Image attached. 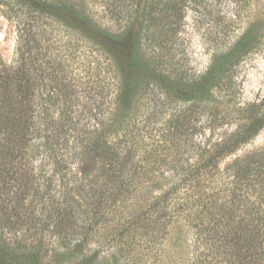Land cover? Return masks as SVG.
I'll list each match as a JSON object with an SVG mask.
<instances>
[{"label": "trees", "instance_id": "trees-1", "mask_svg": "<svg viewBox=\"0 0 264 264\" xmlns=\"http://www.w3.org/2000/svg\"><path fill=\"white\" fill-rule=\"evenodd\" d=\"M226 1L225 28H243L195 76L174 51L205 0H0L16 32L0 66V264H264V153L221 168L264 129L233 79L264 39L244 19L264 0Z\"/></svg>", "mask_w": 264, "mask_h": 264}, {"label": "rangeland", "instance_id": "rangeland-1", "mask_svg": "<svg viewBox=\"0 0 264 264\" xmlns=\"http://www.w3.org/2000/svg\"><path fill=\"white\" fill-rule=\"evenodd\" d=\"M259 1V0H258ZM206 4L198 9L188 10L185 18L181 23V32L179 34L177 51H174L176 59H182V66L190 75L199 76L209 68L214 52L219 46L218 41L223 33L230 39L237 35L235 31H241L239 25H234L233 29H226L224 26L225 19L228 18V12L231 10L230 4L226 0H205ZM131 0H90V5L95 9L107 8V11L114 9L123 12ZM261 4V2H260ZM246 11V10H245ZM247 12V11H246ZM264 7L255 5L251 12H247V17L254 15L259 28L264 29ZM120 19V18H118ZM260 20V21H258ZM104 22L107 25H115L114 17L107 15ZM242 25H248L243 23ZM114 29V28H113ZM238 29V30H236ZM15 24L10 13L0 5V66H10L14 59L15 46ZM235 99L241 105L256 103L264 107V39L260 46L253 52L247 54L236 66L234 75ZM254 153H264V129H262L249 143L230 157L226 158L221 168L225 169L229 164L236 160L245 159ZM39 162L45 164L46 161ZM38 164V163H37ZM47 169V166L44 167ZM49 170L51 169L48 164ZM48 170V171H49ZM174 175L168 173L164 178L145 186L142 190L136 192L127 205L124 207V213H131V210L137 209L144 202L152 200L168 184L173 182ZM111 228V227H110ZM174 236H178L180 241H186L188 244L191 234L183 225L174 229ZM188 240V241H187ZM94 247V246H93ZM96 247V246H95ZM180 248V247H179ZM180 264H185L180 261Z\"/></svg>", "mask_w": 264, "mask_h": 264}]
</instances>
